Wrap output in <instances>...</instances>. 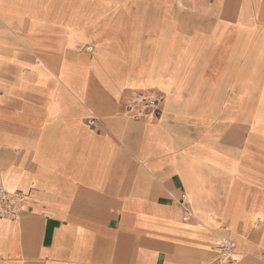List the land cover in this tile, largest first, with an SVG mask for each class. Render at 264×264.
I'll use <instances>...</instances> for the list:
<instances>
[{"label":"crops","instance_id":"crops-1","mask_svg":"<svg viewBox=\"0 0 264 264\" xmlns=\"http://www.w3.org/2000/svg\"><path fill=\"white\" fill-rule=\"evenodd\" d=\"M0 186V264H264V0H0Z\"/></svg>","mask_w":264,"mask_h":264},{"label":"built area","instance_id":"built-area-1","mask_svg":"<svg viewBox=\"0 0 264 264\" xmlns=\"http://www.w3.org/2000/svg\"><path fill=\"white\" fill-rule=\"evenodd\" d=\"M161 96L146 94L136 95L126 104L125 112L128 118L132 120H141L152 118L153 113L157 110ZM26 197L21 192L6 191L0 186V217L16 220L19 218L23 209ZM184 209L183 219L190 216L187 204L184 199L180 201ZM216 256L213 264H244L235 251V243L229 238H219L215 241Z\"/></svg>","mask_w":264,"mask_h":264},{"label":"rangeland","instance_id":"rangeland-1","mask_svg":"<svg viewBox=\"0 0 264 264\" xmlns=\"http://www.w3.org/2000/svg\"><path fill=\"white\" fill-rule=\"evenodd\" d=\"M146 94H153V93H135L134 97H135L136 95H146ZM153 95H154V94H153Z\"/></svg>","mask_w":264,"mask_h":264}]
</instances>
